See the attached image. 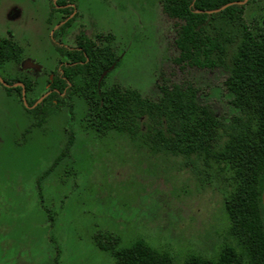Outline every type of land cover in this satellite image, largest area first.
<instances>
[{
    "label": "rangeland",
    "instance_id": "rangeland-1",
    "mask_svg": "<svg viewBox=\"0 0 264 264\" xmlns=\"http://www.w3.org/2000/svg\"><path fill=\"white\" fill-rule=\"evenodd\" d=\"M68 1L73 22L53 35L60 18L51 11L59 0H0V41L17 44L24 59L23 65L5 61L0 77L34 81L27 103L46 93L59 64L55 44L112 34L120 60L104 87L134 88L155 100L165 75L168 82H192L200 101L225 119L238 112L224 69L173 61L176 25L162 0ZM244 17L252 27L261 24L264 0H251ZM235 51V43L229 45L227 56ZM71 100L73 107L53 106L37 125L23 95L0 83V264H115L113 253L95 241L105 231L118 234L119 247L142 239L170 253L174 264L191 255L216 259L229 225L216 167L201 162L203 174L196 173L182 156L152 150L143 131L134 139L117 130L99 134L87 125L85 98ZM71 135L68 153L57 160Z\"/></svg>",
    "mask_w": 264,
    "mask_h": 264
},
{
    "label": "trees",
    "instance_id": "trees-1",
    "mask_svg": "<svg viewBox=\"0 0 264 264\" xmlns=\"http://www.w3.org/2000/svg\"><path fill=\"white\" fill-rule=\"evenodd\" d=\"M250 1L162 0L164 12L176 25L173 61L180 67H220L227 73L224 85L238 109L229 119L201 102L198 88L188 80L168 82L161 76L155 100L134 88L104 87L105 76L98 83L103 71L120 60L112 47V34L105 37L109 42L105 47L88 38L86 46L79 42L83 50L72 53L57 46L66 60L84 63L63 66L65 78L58 77L59 70L56 79L48 80L49 93L29 109L41 125L53 106L73 107L76 94L85 98L87 125L97 133L117 130L134 139L143 131L152 150L182 156L196 173H202L201 162L205 168L216 167L214 174L226 190L225 243L216 259L191 255L182 264H264V19L255 27L245 20ZM233 43L236 51L229 57L228 46ZM21 52L17 44L0 41V65L12 59L19 62ZM22 82L27 92L34 90V81ZM5 88L22 96L21 86ZM37 99L32 97L28 103L32 106ZM72 141L71 135L57 160L68 153ZM205 168L208 176L210 170ZM95 241L100 249L113 253L115 264H174L170 253L142 239L119 247L118 234L105 231L95 234Z\"/></svg>",
    "mask_w": 264,
    "mask_h": 264
},
{
    "label": "flooded vegetation",
    "instance_id": "flooded-vegetation-1",
    "mask_svg": "<svg viewBox=\"0 0 264 264\" xmlns=\"http://www.w3.org/2000/svg\"><path fill=\"white\" fill-rule=\"evenodd\" d=\"M52 12V15L51 16H54L55 18H60V20L59 21H57V23L55 24V26L53 27L54 28V30H53V32H52V34L53 35H55V33H56V31L57 30H59V29H61V28H63V27H67L69 24H71L72 22H73V14H72V12H73V10H72V5H71V3L68 1V0H66V1H60L59 0V2H58V4H57V6H55L54 7V9L51 11ZM108 35H110V34H106V35H100V36H97L98 37V39H97V42L96 41H94V40H92V39H90V38H88L87 36H84V35H82L81 34V36L79 37V38H76V44L75 45H73V46H69V45H64V44H61V43H58V44H55V49H56V52H57V55H58V59H59V64H58V67H57V69L55 70V71H53V74L50 76V77H48V79H47V83H46V86L48 87L47 89H46V93L45 94H43L42 95V97L41 98H43V97H45L48 93H49V91H50V84L48 83V80L50 79L51 81L52 80H54V78L56 79L57 77H55V75L58 73V71L60 70L61 71V75L58 73L57 75H58V77H60V78H65V76H64V70L62 69L63 68V66H67V65H75V64H83L84 63V61H82V60H80V61H69V60H66V57L64 58L63 57V55L61 54L62 52H63V50L61 49V50H59L58 48H57V46H60V47H62L64 50H66L67 52H69V53H72V52H74V51H76V50H83V46H81L80 44H79V42H82L83 43V45H88V43H85V42H89L90 43V41L91 42H93V44L95 45V46H102V47H105V46H107L108 45V39H106L105 37L106 36H108ZM69 34H65V38L68 40L69 39ZM89 39L88 41L87 40H84V39ZM10 42L11 41H4V43H5V45H8V44H10ZM22 50V49H21ZM13 60V59H12ZM6 61H10V60H6ZM18 64H20V65H23V62H24V59L21 57V59H20V61L18 62V61H16ZM4 63V62H3ZM2 63V64H3ZM112 65H116V63L114 62ZM111 65V66H112ZM111 66L108 68V69H106L107 71H109V69H111ZM105 71V70H104ZM107 74V73H106ZM18 79H15V80H13L11 83L10 82H6L5 81V83H7L8 85H5L4 83H2L1 81H0V83L1 84H3L5 87H8V88H13V87H17V86H20V85H17V86H15V84H17V83H23V84H25L24 82H22V81H17ZM27 91V90H26ZM39 98L40 97H38V99H37V101L39 100ZM44 99V98H43ZM38 104V103H37ZM65 104H67V103H65ZM28 105H29V107H33V106H31L29 103H28ZM63 105V104H62ZM61 106V105H60Z\"/></svg>",
    "mask_w": 264,
    "mask_h": 264
},
{
    "label": "water",
    "instance_id": "water-1",
    "mask_svg": "<svg viewBox=\"0 0 264 264\" xmlns=\"http://www.w3.org/2000/svg\"><path fill=\"white\" fill-rule=\"evenodd\" d=\"M245 1H246V0H245ZM220 9H221V8H220ZM113 66H114V65H112L111 68H112ZM107 72H108L107 70L103 71L102 75L100 76V79H99V82H98V83L101 82V80L103 79V77L106 75ZM0 81H1L2 83H4L5 85H8L7 83H5V81H4L1 77H0ZM17 85H20V86L23 87L22 95H23L24 104H25L27 107H29V105H28V103H27V99H26V89H25L24 84L20 82V83L15 84V86H17ZM43 98H44V97H43ZM43 98H40V99L37 101V103H39ZM37 103H36V104H37ZM36 104H34L33 106H35ZM262 203H263V206H264V187H263V191H262Z\"/></svg>",
    "mask_w": 264,
    "mask_h": 264
}]
</instances>
